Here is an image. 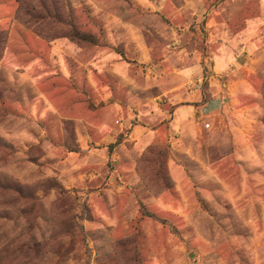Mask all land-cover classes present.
<instances>
[{
	"label": "rangeland",
	"instance_id": "374dc122",
	"mask_svg": "<svg viewBox=\"0 0 264 264\" xmlns=\"http://www.w3.org/2000/svg\"><path fill=\"white\" fill-rule=\"evenodd\" d=\"M0 264H264V0H0Z\"/></svg>",
	"mask_w": 264,
	"mask_h": 264
},
{
	"label": "crops",
	"instance_id": "0c3cea01",
	"mask_svg": "<svg viewBox=\"0 0 264 264\" xmlns=\"http://www.w3.org/2000/svg\"><path fill=\"white\" fill-rule=\"evenodd\" d=\"M212 102H213V101H212ZM212 102H209L208 104H205V106L203 107V110H202V114H200V117H202V116H206V115L209 114L208 111H206V110H209V106L212 107ZM212 108H213V107H212ZM186 113H187V112H186ZM178 114H179V112H178ZM184 117H185V115L182 116V122H181L180 118L178 117V127L181 126V124L183 125V124L185 123ZM180 122H181V124H180ZM224 160H225V159H224ZM207 165H208V168H209L210 170L215 171V168L213 167V166L215 165V163H210V164H207ZM179 182H180V180H179ZM180 187H181V186H180Z\"/></svg>",
	"mask_w": 264,
	"mask_h": 264
},
{
	"label": "trees",
	"instance_id": "16d2710c",
	"mask_svg": "<svg viewBox=\"0 0 264 264\" xmlns=\"http://www.w3.org/2000/svg\"><path fill=\"white\" fill-rule=\"evenodd\" d=\"M44 7V6H43ZM47 9V8H46ZM47 12H48V10H47Z\"/></svg>",
	"mask_w": 264,
	"mask_h": 264
}]
</instances>
